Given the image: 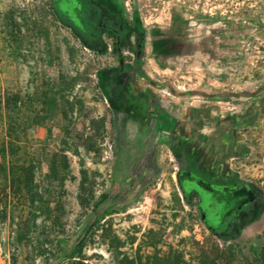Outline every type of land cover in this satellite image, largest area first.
Segmentation results:
<instances>
[{
    "label": "rangeland",
    "instance_id": "rangeland-1",
    "mask_svg": "<svg viewBox=\"0 0 264 264\" xmlns=\"http://www.w3.org/2000/svg\"><path fill=\"white\" fill-rule=\"evenodd\" d=\"M80 1L88 38L54 0H0V264H251L264 0ZM134 84L174 114L185 104L203 138L249 114L229 166L261 203L230 232L184 199L172 137L140 114Z\"/></svg>",
    "mask_w": 264,
    "mask_h": 264
},
{
    "label": "flooded vegetation",
    "instance_id": "flooded-vegetation-1",
    "mask_svg": "<svg viewBox=\"0 0 264 264\" xmlns=\"http://www.w3.org/2000/svg\"><path fill=\"white\" fill-rule=\"evenodd\" d=\"M54 3L67 19L71 14H76L82 23L80 32L84 38H88L82 12L79 11L81 1L54 0ZM108 28L114 30L110 26ZM132 87H135L134 95L140 114L144 118L152 116L172 137L173 151L178 162L182 163V167L178 165L177 177L183 195L195 201L199 217L210 231L215 234L230 232L235 224L251 215L261 203L259 189L239 179L229 166V159L245 154L242 152L245 139L238 129L246 127L244 119L249 114L227 115L223 123L231 124L230 133L218 132V137L207 139L200 131L190 127L188 107L182 106L174 114L164 109L147 91L137 88L136 84Z\"/></svg>",
    "mask_w": 264,
    "mask_h": 264
},
{
    "label": "trees",
    "instance_id": "trees-1",
    "mask_svg": "<svg viewBox=\"0 0 264 264\" xmlns=\"http://www.w3.org/2000/svg\"><path fill=\"white\" fill-rule=\"evenodd\" d=\"M10 131L11 129L9 128L8 129V135L10 134ZM184 196V199L186 200H190L188 197H186L185 195ZM93 225H90L88 230L92 228ZM84 240L85 239H81L77 244H76V247H75V252H78L81 248V246L83 245L84 243ZM74 252V254H75ZM254 253H255V259L254 261L251 263V264H264V247L262 249H254ZM75 257V256H73ZM73 264H78V262L76 260L73 261Z\"/></svg>",
    "mask_w": 264,
    "mask_h": 264
},
{
    "label": "crops",
    "instance_id": "crops-1",
    "mask_svg": "<svg viewBox=\"0 0 264 264\" xmlns=\"http://www.w3.org/2000/svg\"><path fill=\"white\" fill-rule=\"evenodd\" d=\"M183 106H186L185 104H182ZM177 109H180V107H178ZM246 144V143H245Z\"/></svg>",
    "mask_w": 264,
    "mask_h": 264
},
{
    "label": "water",
    "instance_id": "water-1",
    "mask_svg": "<svg viewBox=\"0 0 264 264\" xmlns=\"http://www.w3.org/2000/svg\"><path fill=\"white\" fill-rule=\"evenodd\" d=\"M179 167H182V163H179Z\"/></svg>",
    "mask_w": 264,
    "mask_h": 264
}]
</instances>
